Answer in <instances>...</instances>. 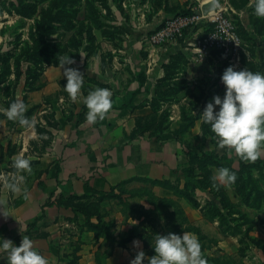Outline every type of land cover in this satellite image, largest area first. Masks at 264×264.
Returning a JSON list of instances; mask_svg holds the SVG:
<instances>
[{
  "label": "rangeland",
  "instance_id": "rangeland-1",
  "mask_svg": "<svg viewBox=\"0 0 264 264\" xmlns=\"http://www.w3.org/2000/svg\"><path fill=\"white\" fill-rule=\"evenodd\" d=\"M204 6L208 17L176 41L162 46L149 42L165 15ZM217 17L229 21V35L219 31ZM68 53L75 63L66 66L116 65L123 67L126 80L147 81L148 107L133 121L130 138L145 128L150 147L156 142L160 150L174 141L178 149L168 176L134 178L109 194L81 198L58 184L59 197L46 204L61 205L66 229H92L89 224L98 223V215L101 229L111 237L132 228L139 232L147 256L153 255L157 233L187 231L198 236L209 264H264V151L254 162L242 160L219 145L200 115L214 94L223 95L220 76L227 66L264 72V18L254 15L250 0H0V108L20 98L28 105L25 115L37 120L33 132L0 111V172H14L15 157L28 156L32 171L26 173L27 187L32 177L46 172L38 166L41 161L58 166L60 146L74 137L68 129L62 132L66 119L74 129L83 118V97L72 101L63 87L66 78L58 60ZM92 53L96 57H89ZM148 56L165 59L162 76L145 74ZM89 82L84 78V95ZM220 166L237 173L233 185L214 186L212 176ZM53 210L46 209L44 226L53 225ZM117 212L122 219L114 223ZM72 234L70 245L78 242ZM78 237L86 243L94 237L111 243L94 233Z\"/></svg>",
  "mask_w": 264,
  "mask_h": 264
},
{
  "label": "crops",
  "instance_id": "crops-1",
  "mask_svg": "<svg viewBox=\"0 0 264 264\" xmlns=\"http://www.w3.org/2000/svg\"><path fill=\"white\" fill-rule=\"evenodd\" d=\"M96 55L92 53L89 57L94 58ZM84 57L88 58L87 53ZM150 58L152 59L148 56L143 60L145 74L162 76L161 62L165 59L161 57L156 59L159 61H154L153 58L156 62L154 66ZM78 69L84 78L91 80L88 83L91 89L100 86L112 90L113 107L103 120H98L93 125L85 120L87 108L84 103L81 107L83 118L79 119L76 126L73 125L74 129H71V120L66 119L62 132L68 129V134L74 133V137L66 138L64 145L60 146V161L56 168L50 161H41L38 166L46 168V172L38 178H31L27 198L22 193L9 192L0 184V199L6 201L4 208L0 206V238L11 239L18 246L23 235L30 236L34 247L47 256L51 264H129L136 252L146 247L140 236L133 237L124 245L112 241L104 245L101 239L95 237L92 242L86 243L78 234H93L94 231L87 227L80 231L67 230L65 226L68 222L61 219L63 212L60 204L54 202L49 205L54 209L51 211L53 225H43L42 219L47 216L46 209L50 208L46 202L50 198L52 200L59 197L58 184L64 191L85 198L104 194L110 187L134 178L166 177L176 165L175 152L178 145L170 141L164 143L159 150L160 145L154 142L150 147L145 128L135 138H130L133 121L137 116L140 118L148 107V94L145 90L147 81L141 85L137 78L126 80L123 67L116 65L99 67L95 62L90 66L81 65ZM137 88L138 92L132 93ZM70 211L71 215L76 216V212ZM40 215L42 218L36 220ZM112 217L114 223L121 222L120 212ZM71 233L75 234L72 236L75 240L78 239L74 245L68 242ZM134 241L139 242L138 246ZM4 255L6 254L0 253V264H7Z\"/></svg>",
  "mask_w": 264,
  "mask_h": 264
},
{
  "label": "clouds",
  "instance_id": "clouds-1",
  "mask_svg": "<svg viewBox=\"0 0 264 264\" xmlns=\"http://www.w3.org/2000/svg\"><path fill=\"white\" fill-rule=\"evenodd\" d=\"M253 13L264 18V0H250ZM75 57L65 54L59 57V68L63 69L66 83L63 86L72 101L81 98L84 75L73 65ZM220 80L224 85L223 95L214 94L206 102L201 119L209 124L221 147L234 152L242 160L254 162L264 151V72L253 71L247 67L237 69L227 66ZM113 92L110 88L97 86L83 95L87 108L85 120L89 125L103 120L113 107ZM218 106V107H217ZM28 105L23 99L12 100L6 108H0L7 119L33 132L37 120L25 115ZM15 169L12 173L0 172V184L11 193L29 195L26 173H31L32 165L28 156L18 154L12 161ZM216 184L231 186L237 180V173L227 166H220L212 176ZM6 205L0 199V206ZM4 213V212H3ZM5 214V213H4ZM6 215V214H5ZM138 241L134 244L138 246ZM154 254L147 256L141 249L129 261V264H209L202 252V245L194 233L183 231L182 234L167 232L155 236ZM0 253L6 255L7 264H51L50 259L42 254L30 236L23 235L17 246L11 239L0 238Z\"/></svg>",
  "mask_w": 264,
  "mask_h": 264
},
{
  "label": "built area",
  "instance_id": "built-area-1",
  "mask_svg": "<svg viewBox=\"0 0 264 264\" xmlns=\"http://www.w3.org/2000/svg\"><path fill=\"white\" fill-rule=\"evenodd\" d=\"M209 15L208 11L203 12V9H198L192 13H174L172 15H165L161 21H159L156 27L152 30L149 37V42L155 46H162L167 43L176 41L182 37L184 32L193 25L198 24L204 18ZM217 27L221 33L229 35V29L231 28L229 21L221 17L215 19ZM223 37L220 35V38Z\"/></svg>",
  "mask_w": 264,
  "mask_h": 264
},
{
  "label": "trees",
  "instance_id": "trees-1",
  "mask_svg": "<svg viewBox=\"0 0 264 264\" xmlns=\"http://www.w3.org/2000/svg\"><path fill=\"white\" fill-rule=\"evenodd\" d=\"M186 12H187V11H186ZM181 13H184V12H181ZM154 181H155V179H154ZM121 183H122V182H121ZM121 183L116 184V186H114V187H110V189L108 190V192L105 193V194H109L110 192L114 191V189H115L116 187H119V184H121ZM119 198H120V200H122L121 196H120ZM124 204L126 205V204H128V203L124 201ZM42 215H43V213H42ZM42 215H40L38 218H36V220L39 219ZM84 215H85V218H86V219H89V217H88L87 214L84 213ZM143 215H144V214H143ZM139 217H140V214L137 215V218H139ZM123 218H124V219H127L128 217L125 215ZM97 219H98V223H90V224H89V226L92 228V230L95 231L94 234H95V236H97V237H100V236L103 235L105 238H107V237L110 238L112 242H116V243H118V244H120V245H124L126 242H128L129 240H131L133 237H135V236H140V233L134 231V228H132V229L129 230L128 233H127L124 237H122V238H119V239H118V238H115V237H111V236H112V235H111V234H112L111 232L109 233L108 231H103V230L101 229V228H104V227H102V226L99 225V224L102 223V221H101V219L99 218L98 215H97ZM99 228L101 229L100 233H96V230H98ZM176 231H178V230H176ZM179 231H180V230H179ZM169 232H172V231L170 230ZM147 238H148V237H147ZM153 252H154V251H153Z\"/></svg>",
  "mask_w": 264,
  "mask_h": 264
},
{
  "label": "water",
  "instance_id": "water-1",
  "mask_svg": "<svg viewBox=\"0 0 264 264\" xmlns=\"http://www.w3.org/2000/svg\"><path fill=\"white\" fill-rule=\"evenodd\" d=\"M207 5H208V4H207ZM205 11H206V7L203 8V12H205Z\"/></svg>",
  "mask_w": 264,
  "mask_h": 264
}]
</instances>
